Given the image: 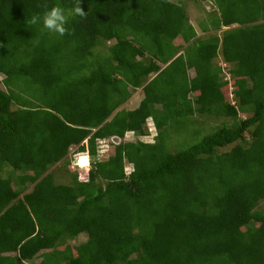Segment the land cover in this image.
<instances>
[{
	"label": "trees",
	"instance_id": "obj_1",
	"mask_svg": "<svg viewBox=\"0 0 264 264\" xmlns=\"http://www.w3.org/2000/svg\"><path fill=\"white\" fill-rule=\"evenodd\" d=\"M191 2L215 8L199 31L236 27L195 37L183 0H0V264H264V0ZM57 4L70 34L29 23ZM196 116L219 124L171 153ZM70 150L86 177L55 183Z\"/></svg>",
	"mask_w": 264,
	"mask_h": 264
},
{
	"label": "rangeland",
	"instance_id": "obj_2",
	"mask_svg": "<svg viewBox=\"0 0 264 264\" xmlns=\"http://www.w3.org/2000/svg\"><path fill=\"white\" fill-rule=\"evenodd\" d=\"M183 2L185 4V9H186L188 21H189V23H191V25H193L195 27V29H197L196 25H197L198 21H200L201 19H204L208 13L212 12V7L209 3H202L200 5L199 4L197 5V4H193V2H191V0H183ZM206 12H208V13H206ZM205 35L208 36V34H205ZM205 35L198 33L197 37L202 39L205 37ZM112 43H113V41H108V42L102 43L98 46L97 49H99L101 54H105L107 52L106 51L107 47L110 46ZM216 59L217 58L214 59V62L217 61ZM188 75L191 76L192 72L188 71ZM0 87H2V86L0 85ZM141 98H142V93L140 90L129 89V97L120 106V108H123L125 110H132V109L136 108V106H137V104ZM245 117H246L245 115L238 114V118H240V119L245 118ZM192 119L195 120L194 125L192 127L191 126H185V124H184L183 129H180L179 131H172V133L169 135L170 140L167 142V147L169 146L171 153L178 151L180 149H183L186 146L196 142L197 140H199L200 136L207 134V132H209L211 130H214L217 127L216 125L219 124L218 121H216L210 117H204V116L198 117V116H196V117H193ZM226 122L228 124L232 123L231 120H227ZM176 130H178V129H176ZM138 139H140L141 141L149 142V136L138 137ZM123 140L124 141H136V136L127 133L126 138H124ZM115 142H118V140H116ZM110 143L111 142H109V146H110ZM236 143L237 142L220 149V152L228 151ZM171 146H173V149L171 148ZM107 157L108 156H107L106 150L103 152V150H100L99 148L96 147L95 159L97 161L105 160ZM68 159H70V156L65 157V160L63 162H61L60 164H57L56 166H52L50 168L49 172L52 173L53 180L55 183H60V184L69 183V180L67 179V175L69 174V171L66 169H70V167H73V168H75V167L72 163L69 162ZM124 166H125L126 171L130 170L129 165L125 164ZM77 170L81 171L80 169H77ZM256 209L264 210V199L259 200L257 202ZM84 238H85V236L83 234L79 235V237L76 238L75 243L77 244V243L82 242V240ZM70 244H73V242Z\"/></svg>",
	"mask_w": 264,
	"mask_h": 264
},
{
	"label": "clouds",
	"instance_id": "obj_3",
	"mask_svg": "<svg viewBox=\"0 0 264 264\" xmlns=\"http://www.w3.org/2000/svg\"><path fill=\"white\" fill-rule=\"evenodd\" d=\"M71 14L73 16H79L81 18L86 17V13L83 11L81 7V0H76L74 7L71 9ZM29 23L32 25L42 24L43 30H46L47 32L55 34L59 37H63L67 34H70L69 29L66 27V25L68 24V17L65 14V9L62 8L59 4L45 11L42 16L39 14L34 15L30 19ZM218 55L219 52L215 58H217ZM214 59L212 60V63H214L215 65H217V67H219L221 79L223 80L230 79L231 74H230V66L228 65V63L223 62L221 57L219 61L216 59L217 60L216 62H214ZM96 147L104 151L105 142L103 140H97ZM84 159H85V164L80 165L78 161ZM69 162L72 163L75 167V168L70 167V170H74L78 172L79 179H84L86 177L90 163V158L87 152L83 151L74 154L71 153ZM77 169H80L81 171H78Z\"/></svg>",
	"mask_w": 264,
	"mask_h": 264
},
{
	"label": "crops",
	"instance_id": "obj_4",
	"mask_svg": "<svg viewBox=\"0 0 264 264\" xmlns=\"http://www.w3.org/2000/svg\"><path fill=\"white\" fill-rule=\"evenodd\" d=\"M210 5H211V7H212V11L213 10H215V8L213 7V5L211 4V3H209ZM206 13H208V12H206ZM209 14V13H208ZM202 21H203V19H201ZM200 20V21H201ZM200 21H198V22H200ZM189 22V21H188ZM190 25H191V23H189ZM234 27H236L235 25H231V26H229V27H221L220 28V30H215V31H213V30H206V31H204V32H201V31H199V30H197V29H194V31H195V37H197L198 36V33H201V34H203V35H205V34H208V36L207 35H205V37L204 38H202V39H206V38H208L209 36H213V35H215V36H217V37H220V35H221V33L222 32H224V31H227V30H229V29H231V28H234ZM198 38V37H197ZM201 39V38H200ZM217 60L219 61L220 60V56L218 55L217 56ZM188 71H190V70H188ZM188 71H186V77L188 78V79H190L191 77H192V75H193V72H192V70H191V72H192V75L191 76H189L188 75ZM191 94H188V98L187 99H191L192 97L190 96Z\"/></svg>",
	"mask_w": 264,
	"mask_h": 264
},
{
	"label": "water",
	"instance_id": "obj_5",
	"mask_svg": "<svg viewBox=\"0 0 264 264\" xmlns=\"http://www.w3.org/2000/svg\"><path fill=\"white\" fill-rule=\"evenodd\" d=\"M81 162V161H80ZM83 164H85V163H83Z\"/></svg>",
	"mask_w": 264,
	"mask_h": 264
}]
</instances>
